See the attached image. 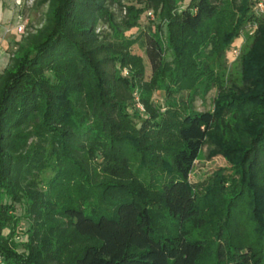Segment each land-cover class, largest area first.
<instances>
[{"label":"trees","instance_id":"1","mask_svg":"<svg viewBox=\"0 0 264 264\" xmlns=\"http://www.w3.org/2000/svg\"><path fill=\"white\" fill-rule=\"evenodd\" d=\"M255 2L48 0L42 28L15 43L0 74V264H201L207 220L190 175L210 139L234 172L216 175L212 204L230 213L243 190L264 221V15ZM253 24L240 85L213 112L169 97L172 82L201 80L206 47H228ZM157 81L163 104L152 101ZM256 229L259 250L219 231L217 264H264Z\"/></svg>","mask_w":264,"mask_h":264},{"label":"rangeland","instance_id":"2","mask_svg":"<svg viewBox=\"0 0 264 264\" xmlns=\"http://www.w3.org/2000/svg\"><path fill=\"white\" fill-rule=\"evenodd\" d=\"M13 2H18L15 4L16 12L18 16L20 15L17 27H24L23 31L18 34L21 36L17 41L19 42L22 37H26L29 33L35 34L42 28L48 9V0H13ZM113 10L119 15L117 8ZM101 30L109 31L106 26H102L100 28ZM256 33L257 26L253 24L243 29L228 47L223 46L221 43L206 47L203 52L208 64L201 80L194 82L193 79H183L175 84L172 82V91L169 97L181 104L182 107H187L191 112H213L216 108L218 97L228 93L234 86L240 85V60L244 52L251 45ZM131 51L133 54L143 58L146 65V80L150 81L152 72L141 45L137 44L133 46ZM12 53L13 51L10 54L12 55ZM160 82H156L155 90L152 89L153 92L151 94L152 101L156 104H163L165 100V94L158 91V86L161 85ZM177 84L178 86L173 87ZM139 108L143 110L142 106H139ZM161 110L162 112L165 111L164 108H161ZM216 144L217 141L214 139L206 142L190 175V182L198 194L207 220V225L198 235L209 247V254L201 264H217L214 257V250L217 245L219 231L229 236L236 243L242 242L246 246L251 245L254 249L259 250V242L256 240L258 239L259 241L260 235L256 228L262 227L264 229V221L261 224H257V221L253 219L252 208L249 205V199L246 197V191H241L239 206L238 198L234 200V207L230 213L220 211L221 207L212 204L214 202L210 192L218 182L216 175L222 173L226 178L234 176V172L226 171L230 168L229 164L222 154L216 153V150H221ZM262 171L263 169H259L257 172L263 173ZM227 186L226 188L230 189V186ZM234 194L231 193L230 196L234 197ZM220 226L221 229L219 230Z\"/></svg>","mask_w":264,"mask_h":264},{"label":"crops","instance_id":"3","mask_svg":"<svg viewBox=\"0 0 264 264\" xmlns=\"http://www.w3.org/2000/svg\"><path fill=\"white\" fill-rule=\"evenodd\" d=\"M17 3L13 0H0V74L9 61L15 43L21 37L16 30L20 19L15 9Z\"/></svg>","mask_w":264,"mask_h":264},{"label":"built area","instance_id":"4","mask_svg":"<svg viewBox=\"0 0 264 264\" xmlns=\"http://www.w3.org/2000/svg\"><path fill=\"white\" fill-rule=\"evenodd\" d=\"M254 11L256 13V15L258 17L263 16L264 15V0H256L255 2V7H254ZM253 27V26H252ZM24 27L23 26H18L16 28L18 34L21 33L23 31Z\"/></svg>","mask_w":264,"mask_h":264}]
</instances>
